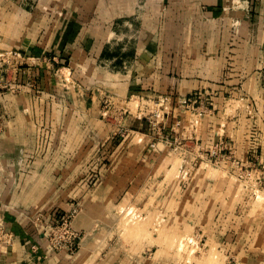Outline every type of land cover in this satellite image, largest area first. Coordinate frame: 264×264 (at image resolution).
Returning a JSON list of instances; mask_svg holds the SVG:
<instances>
[{"label": "crops", "instance_id": "obj_1", "mask_svg": "<svg viewBox=\"0 0 264 264\" xmlns=\"http://www.w3.org/2000/svg\"><path fill=\"white\" fill-rule=\"evenodd\" d=\"M239 3L0 0V222L14 235L0 264H150L94 226L154 196L176 164L192 216L214 215L225 189L209 166L264 185V0ZM196 94L213 104L202 117ZM73 202L86 238L75 256L57 254L31 218L55 223ZM259 217L254 258L238 264H264ZM34 244L45 248L33 255Z\"/></svg>", "mask_w": 264, "mask_h": 264}, {"label": "rangeland", "instance_id": "obj_2", "mask_svg": "<svg viewBox=\"0 0 264 264\" xmlns=\"http://www.w3.org/2000/svg\"><path fill=\"white\" fill-rule=\"evenodd\" d=\"M132 107L139 108L137 101ZM119 135L113 137L123 141L127 133L122 130ZM177 168L176 164L167 170V180L160 187L157 186L154 196L147 199L136 198L129 203L125 199L116 214H108L106 218L103 217V223H96L93 233H98V241L118 243L117 251L148 260L150 264H238V260L243 261L242 258L246 255L254 258L255 218L256 213H264V193L261 192L264 185L253 186L247 183V189L246 183H240V180L244 179L238 177L228 182V176L234 177L232 173L226 174L223 167L209 166V175L212 178L223 176V180L227 181L225 189L223 190L219 183L221 186L215 187L213 201H209L213 203L214 215L210 218L201 214L192 216L195 210L191 209L188 200L191 188L186 184L180 185V180L176 181ZM186 176H189V172H186ZM136 189V194L140 192L143 196L142 186L139 185ZM160 191L163 194L160 195ZM176 192L177 199L172 200L169 196L176 195ZM195 202L201 209L206 210L202 208L205 199ZM75 205L77 207L62 214L55 223L47 222L41 214L31 218L32 225L42 232L43 245L57 254L71 255L63 249L52 247L51 243H73L76 233L77 242L82 243L83 238H86L87 233L79 220V204L76 202ZM62 218H69L70 230H75V234L70 230L68 233L53 232L52 228L62 229V223H65L61 221ZM260 219L262 218L258 219L257 233L264 239V219ZM1 224L6 232L12 233L2 221ZM43 245H31L30 252L37 255L45 248ZM13 246L12 233L10 243L0 247V261L8 255ZM80 249L81 245L71 256H75Z\"/></svg>", "mask_w": 264, "mask_h": 264}, {"label": "built area", "instance_id": "obj_3", "mask_svg": "<svg viewBox=\"0 0 264 264\" xmlns=\"http://www.w3.org/2000/svg\"><path fill=\"white\" fill-rule=\"evenodd\" d=\"M22 1H26V0H22ZM238 1L240 2L239 3L240 5H241V3H246L248 6L251 0H238ZM261 79H262V84L264 86V69L261 72ZM188 104L194 105V109H193L194 112L193 113H195V115H197L199 117H202L204 114L208 113L213 107V104L210 102V99L207 98L205 96V94L194 95L192 98H190L188 100ZM217 147L211 153V157L216 161V163L219 162V159L221 157V154H222V151H223L225 145H224V143H221V144L217 145ZM68 220H69V218H62L61 221L65 222L64 224L62 223V225H61V226H63L62 229H60V228L53 229L52 228L53 232L57 233L60 231H64V232L68 233L70 230V225H71V222ZM70 231L72 233L76 232L73 229ZM73 234H75V233H73ZM77 237H78V235L76 233L75 237H74L75 241L73 243H51V245H52V247L54 246L56 249H63V251L70 253L71 255H74L75 252L80 248V245H81V243L76 241ZM11 240H12V233L6 232L4 226L0 222V247H2L3 244L10 243Z\"/></svg>", "mask_w": 264, "mask_h": 264}]
</instances>
